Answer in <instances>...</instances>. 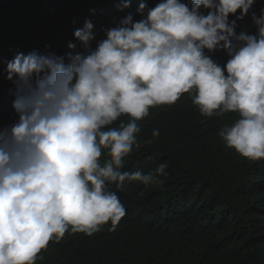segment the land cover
Returning <instances> with one entry per match:
<instances>
[{
    "label": "clouds",
    "instance_id": "clouds-1",
    "mask_svg": "<svg viewBox=\"0 0 264 264\" xmlns=\"http://www.w3.org/2000/svg\"><path fill=\"white\" fill-rule=\"evenodd\" d=\"M255 3L141 2V19L128 13L102 29L106 38L97 40L86 19L74 31L79 50L69 42L61 56L46 45L6 62L18 118L0 128V264H36L69 230L92 236L110 221L115 231L126 210L110 186H149L167 175L163 164L146 174L123 170L134 148L160 135L153 129L152 140H138L137 122L185 94L203 117L235 113L219 136L264 159V8L252 12L255 33L235 30ZM218 50L229 57L224 65L208 54ZM122 116L128 122L113 127Z\"/></svg>",
    "mask_w": 264,
    "mask_h": 264
},
{
    "label": "trees",
    "instance_id": "trees-1",
    "mask_svg": "<svg viewBox=\"0 0 264 264\" xmlns=\"http://www.w3.org/2000/svg\"><path fill=\"white\" fill-rule=\"evenodd\" d=\"M141 2L154 7L160 0H131L122 11V0H0V128L18 118L7 61L46 45L61 56L72 51L69 42L79 50L74 31L86 19L100 40L106 38L103 28L128 13L141 19ZM262 8L264 0H256L236 21V32L255 33L252 12L258 16ZM208 54L220 65L229 58L223 50ZM236 119L235 113L201 116L187 94L173 105L151 108L137 122L138 140H152L153 129L160 135L134 148L123 170L146 174L163 164L167 175L149 186L111 185L126 210L115 231L110 221L92 236L69 230L59 242H49L36 264H264V159L242 156L218 134ZM128 120L122 116L113 127Z\"/></svg>",
    "mask_w": 264,
    "mask_h": 264
}]
</instances>
